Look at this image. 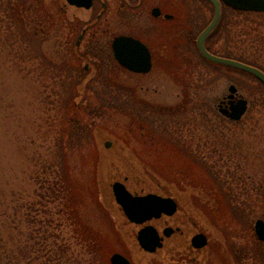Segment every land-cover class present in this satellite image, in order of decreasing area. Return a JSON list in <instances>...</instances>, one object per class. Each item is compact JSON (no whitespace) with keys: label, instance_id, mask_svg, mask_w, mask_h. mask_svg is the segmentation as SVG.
I'll return each mask as SVG.
<instances>
[{"label":"rangeland","instance_id":"rangeland-1","mask_svg":"<svg viewBox=\"0 0 264 264\" xmlns=\"http://www.w3.org/2000/svg\"><path fill=\"white\" fill-rule=\"evenodd\" d=\"M15 1L9 0L11 4ZM19 2L28 4L25 11L21 9L20 21L19 15L3 12L0 23V249L15 250L14 243L24 244L28 218L36 220V228L41 225V233H35L40 243L45 242L41 237L53 218L55 230H63L59 241L76 248L71 228L58 224H65L59 214V210L65 213V205L50 195L48 172L42 175L44 166L60 171L64 154L74 178L78 214L103 234L111 249L109 258L122 252L136 264H168L140 248L136 239L140 226L132 225L114 200L112 182L128 176L133 192L174 196L180 208L177 216L189 213L187 233L208 232L209 245L198 254L200 264H264V245L251 249L261 209L248 211L253 228L244 229L237 222L230 225L227 207L211 212L215 200L202 190L207 183L201 181L207 174L187 168L190 153H199L213 162L237 194L244 186L239 176L264 171L262 83L236 71L217 70L200 59L195 40L205 25L181 26L177 32L138 12L119 20L114 9L96 22L99 10L67 5L65 0ZM43 3L49 22L36 37L35 11ZM254 16L224 12L220 38L212 50L221 55L230 49L234 56H245L264 68V37L261 42L256 37ZM84 28L86 35L79 40ZM14 31L19 32L15 49L11 45ZM120 33L138 34L151 42L157 55L149 73L133 74L115 63L110 45ZM170 35L180 37L173 42ZM64 63L63 75L53 71ZM232 84L238 88L235 96L249 102L240 121L220 112V100L224 96L225 102L229 100ZM71 90L74 106L69 113ZM79 124L90 125L86 130L92 129L96 142L83 139L86 130ZM107 141L112 143L110 148L105 147ZM200 203L210 207L207 215ZM13 208L16 221L6 220L5 226L4 216L13 213ZM214 218L222 219L216 225ZM180 243L176 254L186 252V241ZM245 245L249 251L244 252ZM243 253L249 255L242 260L236 257ZM19 261L8 262L24 264Z\"/></svg>","mask_w":264,"mask_h":264},{"label":"trees","instance_id":"trees-1","mask_svg":"<svg viewBox=\"0 0 264 264\" xmlns=\"http://www.w3.org/2000/svg\"><path fill=\"white\" fill-rule=\"evenodd\" d=\"M19 1L20 0L15 1L16 3L14 4L16 5H14V4H11L9 0L8 1L0 0V23L1 21L4 22L3 19L1 18V15L3 12L6 16H12L14 14L19 15L18 21H20V16H21L20 12L23 11L21 9L24 8V11H25L28 7V4L21 3ZM21 1H26V0H21ZM36 8L37 9L35 11V14L37 18L35 19L36 21L35 23L39 30H36V31L34 30V36L38 37L40 29L43 30L44 28H46L48 26L49 21H47L46 15L48 12H47V7L44 6V3L42 4V6H38ZM15 18H16L15 20H17L16 16ZM53 20H50V21H53ZM0 28H1V24H0ZM222 28H223V25L222 27L221 26L217 27L216 30L208 37L206 44L209 50L213 51L212 46L216 44L217 40H219ZM12 34L15 35V40L11 41V45L12 46L14 45V49H15V44L17 42V36L19 35V32L14 31ZM0 38H1V34H0ZM92 38L93 37H91V39ZM29 42H31V40ZM39 42H38V45H41L42 42L40 40ZM23 44H24V41H23ZM26 49H29V47L25 48L24 50ZM213 52L217 53L215 51ZM0 53H1V49H0ZM231 53L232 51L230 49H227L226 52L221 55L225 57L238 59V60L247 62L252 65H256V63L253 62V60H248L245 56H234ZM198 55L200 56V59L204 61V63L209 64L210 66H212L213 68L217 70L225 69L228 71H236L238 73L247 75L250 78H254L252 75L246 72H242L237 69L223 66L220 64L212 63L204 59L200 54ZM75 66H76L75 69L79 71V69L77 68L78 67L77 64ZM66 67H67V64L64 63L61 66H55L53 71L55 73L58 72L59 75H63L64 73L62 69ZM69 71L67 70V72ZM68 74L70 73H67V75ZM50 77L52 78L55 77V74H52ZM68 77L69 76H67L66 79H69ZM66 79H65V82L67 81ZM182 79L184 80L185 85H187L185 81L186 77ZM66 87L68 88V86ZM263 89H264V86H263ZM261 93L263 94L264 91L262 90ZM73 94H74V91L71 90V92H69L67 96V99H68L67 102L69 104L67 107L69 108V113L73 111L72 109L74 106L73 97H72ZM72 124H73V121H72ZM85 125L90 126L89 124L88 125L85 124ZM72 126L73 125H71L70 127L72 128ZM86 126L79 124L78 127L86 130ZM89 129L90 130L84 131L85 134L83 136V139L85 141L87 140L91 142H96L92 129L90 127ZM99 151L100 150H98L97 148V153L100 155L101 151L100 152ZM190 156H191V159H190V162L187 163L188 164L187 168L188 169L192 168L194 170L202 169L205 172V174H207V177H205L206 179L201 180V181H204L207 183L206 185L203 184L204 188H202V190L206 194L212 196L213 199L215 200V203H214L215 205L213 206L211 212L219 211L222 208H224V206L227 207L231 212L230 213L231 214L230 225L233 224V222H237L241 224L243 226L242 228L244 229L253 228V222H252L251 216L248 214L249 210L253 212L254 210H256V207L260 208L263 213L262 216L260 217L264 218V171L262 172L259 171L260 173L257 172L256 174H253V173L247 174V175L242 174L241 176H239V178L243 179L244 186L240 187V189H242L243 192H240L239 194H237V192L234 191L233 187L228 184L226 178H223V176L220 175L219 170L218 171L215 170L214 168L215 165L212 164L213 162L210 163L208 159H205L203 156H200L199 153L196 154L192 152L190 153ZM61 163L62 164H60L61 166L60 171L59 170L57 171L55 169L52 172L49 170L50 167L44 166L42 168V175H45L48 172L49 174L48 177L50 176V178H48L46 181L48 182V187L51 190L50 195L53 197L54 200L60 199L61 202L64 203L65 205L63 206V210H65V213H61V210H59L60 211L59 214H63L61 216L65 224L61 222H58V224L61 226L67 225V227L71 228V232L74 234V240L75 242H77L76 248L73 247L72 244L68 245L67 243H63L59 241V238L61 237L59 231H63V230L62 229L59 231L55 230L56 226H54L55 220L53 218L49 219V222L46 224L47 229L44 235H42L41 237L45 242L40 243V240H37V237H40V236L36 235L35 233L36 232L38 234L41 233L40 231L41 225L39 228H36L35 227L36 220L28 218L27 223L29 225V231L27 233L23 232L24 235L22 234L23 235L22 237H24V242H23L24 244L21 245L18 243V245H16V243H14L15 250H9V251L4 246L1 247L0 264H9L8 261L10 260L13 261L16 259L20 261H24V264H57V263L58 264H61V263L63 264H111L110 258H109L111 249L109 248L110 246L108 247L106 245L103 234L98 229L90 225L88 221L86 220L83 221V219L78 214V209H77L78 196L73 187L74 178L72 177V174H71V168H70L68 158L64 154H63ZM196 166H198L199 168H197ZM43 170L45 171L43 172ZM234 192H235V195H233ZM67 200L70 201L71 203L68 204L66 202ZM200 207L203 209V212H205L207 215V211L209 212L210 207H208V205H204V203H200ZM13 211H14L13 213L10 212L4 216V218L6 219L2 221V224L7 226L6 224L8 222L6 220L13 221V222L16 221V217H17L16 208H13ZM15 211H16V214H15ZM246 211H247V215L245 213ZM221 219L222 218H219V220L217 219L218 221H215V218H214V224L216 223V225H218L217 222H219ZM32 225H34V228H31ZM49 225H52V226L50 227ZM13 228H15V226H13ZM12 231L14 232H11V231L10 232L12 233V236L14 237L16 234V231L15 230H12ZM249 232H251V230ZM252 236H253V239L251 238V240L254 241V243L253 245H251V247L252 246L262 247V245H264V242L259 241L254 234ZM33 239H36L35 243L30 245L29 241L32 242ZM46 240H49L51 242L49 243ZM247 247L248 246L246 245L244 246V250H245L244 252L249 251V248ZM253 247L251 249H253ZM261 249L262 248H259L258 250H261ZM3 251H5V255L2 254ZM33 252L35 254V257L32 258ZM234 255H235V252H234ZM243 255L244 257H247L249 254H246V253H243L241 255L236 254V257H239V259L242 260Z\"/></svg>","mask_w":264,"mask_h":264},{"label":"water","instance_id":"water-1","mask_svg":"<svg viewBox=\"0 0 264 264\" xmlns=\"http://www.w3.org/2000/svg\"><path fill=\"white\" fill-rule=\"evenodd\" d=\"M71 5L91 8L93 0H67ZM215 9L212 21L198 35L196 44L200 54L208 61L247 72L258 78L264 84V71L243 61L220 56L212 53L206 46L208 36L216 29L221 18V0H210ZM228 5L242 10H264V0H224ZM114 55L117 61L137 73H148L152 69V57L149 48L139 39L129 35H119L113 41ZM228 105L220 104V112L231 120L239 121L246 114L249 102L244 97L235 96L238 88L232 84L229 87ZM112 143L105 142L110 148ZM126 176L124 180H115L111 184L114 200L121 208L127 219L140 229L137 234L139 246L146 252L155 253L163 246L164 237L150 222L163 215L173 216L179 210L178 202L174 197L155 193H137L128 187ZM139 179H144L139 177ZM138 179V180H139ZM259 240L264 241V219L258 218L254 225ZM175 231L172 227L164 229V236H170ZM208 244L207 236L200 232L193 237V245L204 247ZM111 264H134L120 252L110 256Z\"/></svg>","mask_w":264,"mask_h":264},{"label":"flooded vegetation","instance_id":"flooded-vegetation-1","mask_svg":"<svg viewBox=\"0 0 264 264\" xmlns=\"http://www.w3.org/2000/svg\"><path fill=\"white\" fill-rule=\"evenodd\" d=\"M66 4L70 5L69 3H67V1ZM92 8L99 10V12L96 15V20H97L96 22L102 19V16L106 11H109L111 13V11L114 9L113 12L114 16L117 17V19L119 18V20H125V18L128 16L134 17L136 12H138V14L141 15L140 17H144L143 15L146 14L145 17L147 20L157 23V25L159 24L170 25L172 26V28H176L178 30V31L176 30L177 32L181 30V26L184 27H187L188 25L207 26L214 17V5L210 0H93L92 7L90 9ZM221 11L222 14H221L220 24L224 19V12L226 11H232L237 14L244 13V14L255 15L254 23L256 25V35H257L256 37L258 41L261 42V40L264 37L263 34L264 10L236 9L228 5L224 0H221ZM112 20H114V18H112ZM86 31L87 29L85 28L82 30L79 40L83 38L84 35H86L85 33ZM119 35H129L141 40L150 50L152 57V69H153L154 60L157 53L152 48L151 42L145 39L143 40L140 35L134 33H120V34H116L113 37L110 46L115 63L118 64V66L121 69L134 74V72L129 71L124 67H122L114 57L115 55L113 49V41L115 37ZM179 37L180 36L178 35L176 37H174L173 35L169 36V38H172L174 40L176 38L179 39ZM173 42H176V40ZM256 66H258L264 71V68L261 67L260 65L257 64ZM140 74H145V73H140ZM225 98L226 96H224L223 99L220 100V104L224 103ZM177 213L174 214L173 216L163 215L160 218L153 219L150 222L158 229L160 235L164 237L163 246L151 255L161 258L162 261H166L168 262V264H200L201 255L198 254L201 253V251L204 250L209 245V234L208 232L202 229H200V231L196 230L187 233L188 231L186 229V224H188L189 213L188 214L185 213L183 216L180 217L177 216ZM167 227H172L175 229V231L170 236H166V235L164 236V229ZM200 232L205 233L208 237V244L204 247H196L193 245V237ZM136 239H137V234H136ZM181 239H184L186 241V245H187V248L185 249L186 252H184V250H182L183 252L179 250L178 251L179 253L176 254L175 249L181 248V243H180ZM132 261L134 264H136L133 259Z\"/></svg>","mask_w":264,"mask_h":264}]
</instances>
